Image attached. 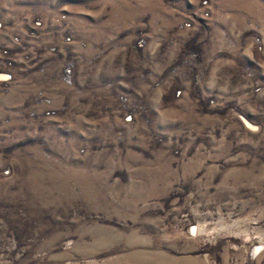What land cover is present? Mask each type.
Here are the masks:
<instances>
[{"label":"rangeland","instance_id":"374dc122","mask_svg":"<svg viewBox=\"0 0 264 264\" xmlns=\"http://www.w3.org/2000/svg\"><path fill=\"white\" fill-rule=\"evenodd\" d=\"M0 264H264V0H0Z\"/></svg>","mask_w":264,"mask_h":264}]
</instances>
